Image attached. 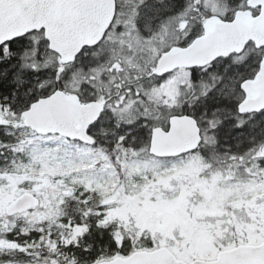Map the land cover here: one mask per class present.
<instances>
[{
	"label": "snow or ice",
	"instance_id": "snow-or-ice-1",
	"mask_svg": "<svg viewBox=\"0 0 264 264\" xmlns=\"http://www.w3.org/2000/svg\"><path fill=\"white\" fill-rule=\"evenodd\" d=\"M0 264H264V0H0Z\"/></svg>",
	"mask_w": 264,
	"mask_h": 264
}]
</instances>
